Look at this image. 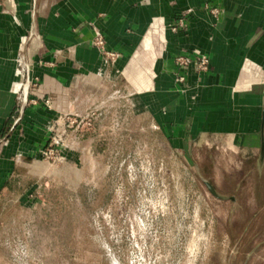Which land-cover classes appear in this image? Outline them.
I'll use <instances>...</instances> for the list:
<instances>
[{"label":"rangeland","instance_id":"374dc122","mask_svg":"<svg viewBox=\"0 0 264 264\" xmlns=\"http://www.w3.org/2000/svg\"><path fill=\"white\" fill-rule=\"evenodd\" d=\"M0 264H264V156L190 153L127 91L85 92L0 202Z\"/></svg>","mask_w":264,"mask_h":264},{"label":"crops","instance_id":"0c3cea01","mask_svg":"<svg viewBox=\"0 0 264 264\" xmlns=\"http://www.w3.org/2000/svg\"><path fill=\"white\" fill-rule=\"evenodd\" d=\"M95 30L118 55L113 63L95 47ZM200 56L210 59L206 73ZM19 57L31 81L22 114ZM105 86L127 91L190 153L216 145L261 157L264 0H0V202L54 124Z\"/></svg>","mask_w":264,"mask_h":264},{"label":"built area","instance_id":"2783aa9c","mask_svg":"<svg viewBox=\"0 0 264 264\" xmlns=\"http://www.w3.org/2000/svg\"><path fill=\"white\" fill-rule=\"evenodd\" d=\"M94 45L97 49L103 52L104 56L110 60L112 63L118 58V55L114 52H110L106 47V40L104 35L99 31L95 30ZM178 62L180 65L189 67L191 60L185 57H179ZM210 59L207 56H200L197 59V68L199 73H206L209 69ZM30 67L24 57L17 58V89L15 91L17 99L19 101V106L17 114L24 111L25 106L28 103L29 92L31 87V81L29 78ZM180 78V81H183Z\"/></svg>","mask_w":264,"mask_h":264},{"label":"water","instance_id":"95a60500","mask_svg":"<svg viewBox=\"0 0 264 264\" xmlns=\"http://www.w3.org/2000/svg\"><path fill=\"white\" fill-rule=\"evenodd\" d=\"M263 156H264V153L261 155V158H263Z\"/></svg>","mask_w":264,"mask_h":264}]
</instances>
